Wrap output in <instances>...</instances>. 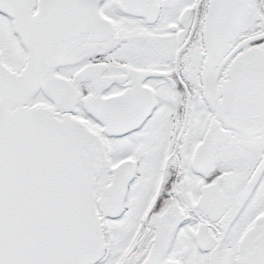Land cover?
Returning <instances> with one entry per match:
<instances>
[{
	"label": "snow or ice",
	"instance_id": "1",
	"mask_svg": "<svg viewBox=\"0 0 264 264\" xmlns=\"http://www.w3.org/2000/svg\"><path fill=\"white\" fill-rule=\"evenodd\" d=\"M0 264H264V0H0Z\"/></svg>",
	"mask_w": 264,
	"mask_h": 264
}]
</instances>
